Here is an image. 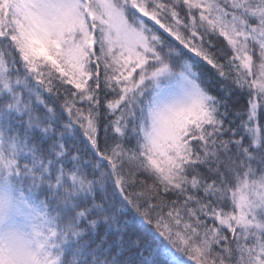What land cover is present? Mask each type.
<instances>
[{"label":"snow or ice","instance_id":"obj_1","mask_svg":"<svg viewBox=\"0 0 264 264\" xmlns=\"http://www.w3.org/2000/svg\"><path fill=\"white\" fill-rule=\"evenodd\" d=\"M0 264H264V0H0Z\"/></svg>","mask_w":264,"mask_h":264},{"label":"trees","instance_id":"obj_2","mask_svg":"<svg viewBox=\"0 0 264 264\" xmlns=\"http://www.w3.org/2000/svg\"><path fill=\"white\" fill-rule=\"evenodd\" d=\"M189 56H193V54L189 53ZM196 61H199V64L201 65V68L203 71H211L210 66H205V62L200 61L199 58L194 57ZM241 104L246 103V98L241 99L240 101ZM123 220H126L128 222V228L131 232L136 233L140 236H143V231L142 229L147 228L148 226L143 223V221L140 219L138 214L135 212V210L131 209V206H129L127 212L124 214L122 217ZM104 228L103 226L99 229V233L103 235ZM108 258L110 259L109 256H101V259ZM125 260H135L137 257L131 253L124 255L123 257Z\"/></svg>","mask_w":264,"mask_h":264},{"label":"clouds","instance_id":"obj_3","mask_svg":"<svg viewBox=\"0 0 264 264\" xmlns=\"http://www.w3.org/2000/svg\"><path fill=\"white\" fill-rule=\"evenodd\" d=\"M8 231H9V229H8V226H7V222L5 221V223H4V233H5V235H7Z\"/></svg>","mask_w":264,"mask_h":264}]
</instances>
